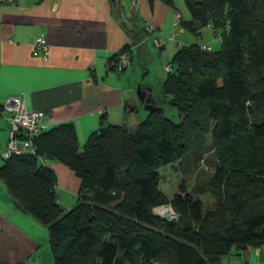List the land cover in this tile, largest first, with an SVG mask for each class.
<instances>
[{"label": "trees", "instance_id": "1", "mask_svg": "<svg viewBox=\"0 0 264 264\" xmlns=\"http://www.w3.org/2000/svg\"><path fill=\"white\" fill-rule=\"evenodd\" d=\"M184 3L188 18L179 26L197 38L210 28L215 46H183L170 59L161 91L177 124L161 104L135 128L101 122L80 145L64 123L35 138L34 155L0 163V182L46 230L53 264H221L231 251L264 247V0ZM125 53L110 69L126 70ZM207 134L217 164L206 209L184 185L168 197L160 168L199 159ZM41 160L79 180L71 210L61 209L56 175ZM167 206L171 221L154 214Z\"/></svg>", "mask_w": 264, "mask_h": 264}, {"label": "crops", "instance_id": "2", "mask_svg": "<svg viewBox=\"0 0 264 264\" xmlns=\"http://www.w3.org/2000/svg\"><path fill=\"white\" fill-rule=\"evenodd\" d=\"M181 3L186 8L184 0H115V5L111 0H15L12 5L0 4V151L10 131L9 114L2 107L13 97H21L28 110L41 113L49 128L72 123L80 145L101 122L135 128L147 115H140L137 86L160 99L159 106L163 102L165 74L150 72V67L155 70L154 54L159 58L168 54L171 59L180 47L211 43L208 27L197 38L174 26L177 14L185 18ZM175 33L176 39L171 40ZM40 36L46 41V61L33 52L34 40ZM154 39L163 42L161 51ZM124 47L131 57L129 68L110 69L108 63ZM41 162L56 175L59 204L64 202L61 193L77 203L80 182L73 172L58 162ZM30 257L53 264L48 234L20 210L0 182V264L24 263ZM221 264H264V247L231 251L221 257Z\"/></svg>", "mask_w": 264, "mask_h": 264}, {"label": "rangeland", "instance_id": "3", "mask_svg": "<svg viewBox=\"0 0 264 264\" xmlns=\"http://www.w3.org/2000/svg\"><path fill=\"white\" fill-rule=\"evenodd\" d=\"M181 11L184 13L185 18L187 19L188 11L183 5L181 7ZM203 40H205V38H203ZM211 46H215V43H211ZM125 55L128 56V54L126 53ZM165 56L159 58L157 54H154L153 65L155 67V70L153 71V68L150 67V72H152V74H155V72L162 73V75L165 74V72H163V62L166 65H168L167 63H170V59H168V54H165ZM163 101L164 103H162V108L164 110L165 116L170 119L173 123L177 124L179 122V116L177 114V111L173 106H171V104L167 103V100L163 99ZM158 102H161V100L158 99ZM138 109L140 115L146 114V112L142 109V106L138 105ZM201 154L202 155L196 161L192 160L184 163L176 162L173 165L160 168V189L168 197H171L178 191L181 185H184L189 192L195 194L202 201L204 207L207 209L211 207L213 202L211 194L207 190V183L211 175L214 173V167L217 164L212 154L210 134H207L205 136V149L202 151ZM61 198H64V202L60 204L61 209L64 212L71 210L76 204L73 203L74 200L67 197L64 193H61ZM170 220L171 219H168V221ZM41 251L42 249L40 248V256ZM24 263L47 264V261H42V257H30L29 261H24Z\"/></svg>", "mask_w": 264, "mask_h": 264}, {"label": "built area", "instance_id": "4", "mask_svg": "<svg viewBox=\"0 0 264 264\" xmlns=\"http://www.w3.org/2000/svg\"><path fill=\"white\" fill-rule=\"evenodd\" d=\"M15 0H0V4L12 5ZM181 15L177 14L174 21V26L179 27V20ZM150 33L152 29H147ZM176 39V33L171 36V40ZM154 46L161 51L164 44L159 39H154ZM203 48L209 50V47L203 45ZM33 52L40 54L43 61L47 60L46 41L43 36L37 37L33 43ZM161 53V52H160ZM162 54V53H161ZM120 69H128L130 66V60L127 55H122L119 58ZM170 66L165 65L163 67L164 72L170 71ZM3 111L9 114L7 120L10 123L9 138L5 145V148L0 151V163L6 161L14 156L22 155H34L36 153V145L34 143L35 138L43 131L47 130L48 125L43 121L42 114L36 111L28 110L25 107L24 100L21 97H13L7 99L2 107ZM163 208V207H160ZM154 209V214L161 217L157 210ZM165 212L169 213L170 218L175 219V215L169 206L164 207ZM170 220V221H171ZM149 264H167L157 261H151Z\"/></svg>", "mask_w": 264, "mask_h": 264}, {"label": "water", "instance_id": "5", "mask_svg": "<svg viewBox=\"0 0 264 264\" xmlns=\"http://www.w3.org/2000/svg\"><path fill=\"white\" fill-rule=\"evenodd\" d=\"M111 2L115 5V0H111ZM136 98L139 102V105L142 106V109L146 113H152L156 110L159 109V104L157 99L151 94L150 90H145L141 85L137 86L136 88ZM129 111H135L138 112V109L134 110V107H128ZM163 220H168L169 218V213L164 212L163 215L161 216Z\"/></svg>", "mask_w": 264, "mask_h": 264}, {"label": "bare ground", "instance_id": "6", "mask_svg": "<svg viewBox=\"0 0 264 264\" xmlns=\"http://www.w3.org/2000/svg\"><path fill=\"white\" fill-rule=\"evenodd\" d=\"M165 211H166V210H165L164 207H163V208H160V209L157 210L158 214L161 215V216L163 215V213H164ZM169 218H170V216H169Z\"/></svg>", "mask_w": 264, "mask_h": 264}]
</instances>
